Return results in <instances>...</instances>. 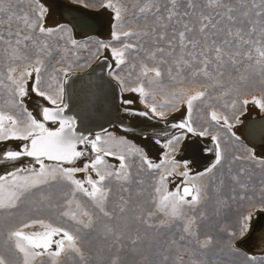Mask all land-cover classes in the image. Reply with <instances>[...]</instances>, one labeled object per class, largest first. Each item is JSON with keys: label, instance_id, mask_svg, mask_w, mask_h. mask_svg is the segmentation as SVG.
<instances>
[{"label": "snow or ice", "instance_id": "snow-or-ice-1", "mask_svg": "<svg viewBox=\"0 0 264 264\" xmlns=\"http://www.w3.org/2000/svg\"><path fill=\"white\" fill-rule=\"evenodd\" d=\"M104 7L114 11L117 22L112 39L122 41V38H134L137 41L122 42L119 48L112 47L111 42L100 43V48H111L117 66L128 64L133 70L139 67L136 86L127 90L155 101L152 89L162 87L165 78L169 82L168 86H178L169 92L170 99L165 103L148 104V111L135 115L163 120L165 111L162 109L178 111V106L171 101L179 100L186 105L187 116L170 127L205 136L209 134L207 128L197 131L193 127L192 110L195 102L211 108L208 103L211 99L240 93L243 88L255 89L257 86L261 95H252L251 99H244L242 104H253L264 110V0H135L131 8L120 4L119 0L116 3L107 0ZM130 11L133 20L142 21V24L136 25V31L124 28L125 23H131L124 19ZM48 14L49 9L41 0H0V58L6 62V72L0 73V76H6L10 82L5 84L0 79V86L8 93L5 105L15 110L0 107V144L22 142L17 147L6 146L0 150V163L13 164L11 171L0 175V211L17 208L20 201L35 189L63 182L69 191L65 194L67 198L64 205L60 206L66 210L60 212L59 217L65 218L66 223L71 222L69 226L54 225L42 219L31 220L9 231L7 241L10 248L19 254L22 264H34L37 258L44 256L49 258L50 264H63L61 258L88 264L82 233L96 230L98 224H102L105 239L111 238L112 245L118 246V250L124 249L125 238L131 239L134 246L140 244L142 237L139 234L135 238L127 237L119 224L112 223L125 220L124 214L129 204L121 195V203L110 207L113 184L124 192L129 191L125 184L133 181L131 169L136 163L135 158L139 159L141 171L145 168L160 170L162 164L165 167L172 165L174 170L178 163L168 157L176 150L181 137L169 139L163 145L170 149L164 153V161L154 163L143 149L130 145L124 138H116L112 134L107 138L97 135L94 139L77 135L74 119L61 117L63 108L57 104L61 98L59 92L54 96L41 88V70L45 59L51 58L55 50L48 38L56 34L59 39H64L60 34L65 31L63 26H45ZM13 25L16 27L13 28ZM71 43L76 45L77 41L71 40ZM21 66L22 70L18 72ZM28 79L34 82L32 92L57 105L55 108L40 109L37 113L40 119L25 106L24 98L29 96ZM185 85L188 87L185 88ZM192 86L199 90L193 92ZM209 89L219 91L220 96L213 97ZM235 106L236 102L233 101L232 107ZM209 115L216 124L223 121L225 127L232 128L229 117L219 114L214 108ZM47 122H58L59 127L52 129L47 126ZM212 139L216 149L210 166L197 177L189 176L187 171L181 172L180 175L187 177V181L182 189L177 187L174 192L166 190V176L160 174L154 188L156 196L151 200L153 210L147 213V217L143 214L134 217L147 229L177 225V230L182 233L178 240L171 241L175 250L168 249L172 254L163 255L162 264H209L207 254L215 246V240L210 235L201 239L197 218L187 216V211H194L208 198L205 184L194 181L203 177H209L210 182L215 179L218 181L216 191L230 182L231 191L240 200L256 199L247 195L254 190L251 168L242 166L234 170L232 165L236 161L248 160L264 170V159L253 154L247 157L229 156L221 147L219 137L213 136ZM79 144L90 145L91 151L95 153L82 167L75 165L88 153L78 150ZM113 145L122 146L121 153L116 157L120 161L116 168L105 159L116 156L112 151ZM184 167H188V162L184 163ZM77 173H85V178L77 179ZM171 174L168 171V175ZM137 182L143 184L142 180ZM259 191L261 210L264 211V180ZM78 194L87 199L91 210L77 198ZM237 196L231 199L235 200ZM72 205H75V210ZM251 206L254 208L255 204ZM251 216V212L241 216L239 236L247 231ZM153 218H157L155 223L150 222ZM36 226L42 230L25 231ZM229 237L234 242L237 232H230ZM193 241L196 247H192ZM229 246L233 251H238L234 244ZM132 251H136V248ZM0 264H10V261L0 255ZM111 264H120V256L114 255Z\"/></svg>", "mask_w": 264, "mask_h": 264}, {"label": "rangeland", "instance_id": "rangeland-1", "mask_svg": "<svg viewBox=\"0 0 264 264\" xmlns=\"http://www.w3.org/2000/svg\"><path fill=\"white\" fill-rule=\"evenodd\" d=\"M71 1L76 4H83L87 7L94 8L98 11H104L105 9H108L109 12L112 13V21H109V25L112 27H109L113 32L117 30V22L115 20L113 10L104 7L107 0ZM116 2L117 0H113V3ZM134 2L135 0H119L120 4H123L128 8H131ZM132 17L133 13L130 11L124 18L125 21H131V23L124 24L125 30L132 29L136 31L138 30L136 28V25L138 23L142 24V21L133 20ZM60 26H63V28L65 29V31L60 34L64 37V39H59V36L56 34H53V36L48 38L49 42L53 45L55 50L51 58L45 59L44 67L41 70V88L42 90L53 94L54 96L57 92L60 93L65 82L69 79L68 75L70 73L72 75L77 72H85L88 68L92 67V65H94L99 58L105 57L107 55V53L105 52L110 48H100L101 42H111V45L113 47H120L122 42H137L134 38H122V41H115L112 39V36L110 37V40H108L107 37H103L101 36V34H98V36L91 35L89 37L86 36L75 38V35L73 34L69 26L65 24H59L55 26V28H59ZM15 27L16 25H13V28ZM97 37H100V39L102 40ZM71 40L77 41V44L73 45L71 43ZM65 49H67V51H65ZM112 62L115 63V67L111 72L114 74L113 78L120 83L121 89L124 88L122 89L123 94L130 92L127 90V88L136 86V78L139 73V67L133 70L128 66V64L117 66V63L115 61ZM21 70L22 66L21 68H18L17 71L19 72ZM4 72H6V62L2 58H0V73ZM129 73L131 74L129 75ZM0 79H3L5 84L10 83L9 81H7L6 76H0ZM121 81H123V83H121ZM168 84L169 82L167 78H165L162 87L152 89L155 94V101H153L151 97L147 99L142 97L143 105L147 106L151 103H157L159 105L169 100V92L174 90V88L178 86H168ZM32 86H34V82L31 87ZM145 87L146 89L148 88L146 79ZM184 87L187 88L188 86L185 85ZM197 90L199 89L196 86H192L193 92ZM209 91L212 92L213 97L220 96L219 91H213L212 89H209ZM60 94V97H62V91ZM252 95H261L259 86H257L255 89L243 88L241 89L240 93L234 92L228 96H221L219 99H211L208 101V103L211 105V108L204 107L200 102H195L192 110L193 127L197 131H201L207 128L209 132L207 136H209L211 139L213 136L219 137L221 147L227 151L229 156L237 155L241 157H247L250 154V150L248 149V147H246L241 141H238V136L230 129L225 127L223 124H216L214 121H212L210 119L209 112L214 108L219 114L228 116L229 123L234 124V122L237 120L236 117H238L239 119L243 114L248 112V107L243 105L242 101L246 98L250 99ZM7 99V91L2 86H0V107H4L5 110H10L5 105V101ZM233 101L236 102L235 108L232 107ZM181 102L182 101L179 100L171 101V103H174L177 106H180ZM25 106L29 111H31V108L28 105L26 99ZM162 110L165 111V116H169L173 112H175V109L171 108ZM113 136L115 137V134ZM118 136H120V134L116 135L117 138ZM85 137L90 138V135H85ZM107 137L104 136V138ZM119 138H124L126 141L128 139L125 134L124 137L123 134H121ZM129 141L128 143L130 145H134L133 143L131 144V140ZM81 145H84L85 149L87 146V150H91V146H85V144H79L78 148H80ZM4 146L6 147V145ZM135 146L143 149L140 146ZM85 149L82 148L81 150L86 151ZM121 150L122 146L113 145L112 151L116 153V156H109L110 159L108 157L106 158V161L110 165H112L113 168L118 167L120 164V161L116 159V157L121 153ZM263 154L262 156H256L253 153V155L259 159H264ZM159 155L160 152L156 154L155 158L157 161L155 163H162ZM87 157L88 155L85 156V158ZM114 159H116L117 161L115 164L113 162H110V160L114 161ZM129 159L131 160L133 158L129 157ZM135 159L136 163L131 169L133 173V181L131 184H125V187H127L129 191L124 192L118 185L113 184V194L110 198V207H115L117 204L121 203L119 200V197L121 195L129 201L127 211L124 214L125 220L114 221L112 223L119 224L125 231L127 237L135 238L136 235L139 234L142 237V240L138 246H134L131 243V239L125 238L123 240L124 249L118 250V246L112 245L111 238L105 239L102 234V224H98L96 230L86 231L82 233L85 238L84 249L88 264H111V259L114 255L120 256V264H162L163 255L172 254L168 251V249H172L173 252L175 250V245H172L171 241L173 239L178 240L180 235L182 234L177 230V225H173L172 228L147 229L146 226L134 220V217L136 215L143 214L145 217H147V213L153 210L154 205L151 203V200L154 196H156L154 188L160 174L163 173L164 175H166V180L169 179L170 175H168V168H166L162 164V170H149L145 168L141 171L139 170V159ZM211 163L212 162L204 165L203 168L198 167L194 170L191 169V173H194L192 174V176H189L197 177L198 174L200 172H203L206 167L210 166ZM242 166L250 167L253 173L251 185L253 186L254 190L247 193L248 196H253L256 198L253 201H249L247 199L240 200L237 194L231 191L229 187L230 182H226L225 186L220 191H216L218 181H216L215 179L211 180L210 182L209 177H203L199 180L194 181L196 183H200L202 181L205 184V186L208 188V198L194 211H187V216L189 218H191L192 216H195L197 218V224L199 226L201 239H203L207 235H210L215 240V246L211 250H209L207 254L209 264H264V255H247L241 251H233L232 247L229 246L230 244H234V247L236 249L235 242L237 241L239 236L238 230L241 216L248 211L261 209V204L259 201V196L261 194L259 188L261 186V181L264 180V170L258 167L255 163L248 160L236 161L232 165L234 170ZM173 177H175L174 180H176L177 178L176 185L180 183L184 186L185 182L187 181L186 178L184 181H180L178 177ZM93 178H96L94 173ZM140 180L143 181V184L137 182ZM166 190L172 192L175 191L170 190L169 185L168 187H166ZM68 191V187L63 182L45 185L28 193L20 201L17 208L0 211V255H4L10 261V264H22L19 254L10 248L9 242L7 241V234L9 231L21 226L24 222L42 219L45 222H50L54 225L68 227L71 222L66 223L65 218L59 217V213L66 210L64 207L60 206L64 205L67 198L65 194ZM232 196H237V198L233 200L231 199ZM77 198L80 199L81 202L89 208V210H91V207L88 204L86 198H84L80 194L77 195ZM253 203L255 204L254 208L251 206ZM72 209L75 210V205H72ZM157 216H159V214H157ZM156 219L157 218H153L150 222L155 223ZM33 229H35L36 231H41V228L37 230L34 227ZM232 231L237 232V238L234 242L231 241V238L229 237V233ZM192 247H196L194 241ZM133 248H136V251H132ZM187 258V255H185V259ZM61 259L63 261V264H79V261H68L64 260L63 258ZM34 264H50V260L47 256H44L37 258ZM163 264H169V262H163Z\"/></svg>", "mask_w": 264, "mask_h": 264}, {"label": "bare ground", "instance_id": "bare-ground-1", "mask_svg": "<svg viewBox=\"0 0 264 264\" xmlns=\"http://www.w3.org/2000/svg\"><path fill=\"white\" fill-rule=\"evenodd\" d=\"M41 2L49 9V14L45 18V26L55 28V26L59 24H65L71 28L75 38L89 37L91 35L98 36V34H101V36L107 37L108 40H110L113 33L110 28L112 26L109 25V21H112V13L109 12L108 9L98 11L83 4H76L71 0H41ZM76 12H80L82 16L87 17L88 22H82V20L74 19L73 14ZM97 38L100 39V37ZM105 53H107L105 57L99 58L96 63L92 65V67L86 70H89L90 72H80L82 74L84 73L83 76L73 78L72 76L76 73L72 75L70 73L68 75L69 79L62 87V97L60 98L62 100H57V104L63 108L61 117L74 119L75 133L80 136L90 135L89 139H94L97 135L104 138V136L107 137L109 134H115V137L117 134H120V136L123 134L124 137L125 134L128 138L127 141L131 140V144L133 143L134 145L142 147L145 154L154 163L157 161L155 157L158 152H160V160L164 161V153L170 151V149L163 147V145L169 139H172L173 136H180L181 139L176 147V150L171 152L168 157L169 160L175 159L178 166L175 167L174 170L172 169V165L166 166L168 171L172 172L169 179L166 180V187L169 185L170 190H176V188L180 186L183 188L184 186L180 183L176 185L177 178L174 180L175 177L173 176L178 177L180 181H184L185 178L187 180V177L180 175L181 172L187 171L188 174L192 176L194 172L191 173V169L194 170L198 167L203 168L204 165L212 162L215 158L216 143L207 135L199 136L194 133L187 132L186 129H176L170 127L171 124L178 123L186 118L187 109L183 102H181L180 106H178L179 110H175V112L171 114L173 116H165V119L163 120L160 118H148L135 115L134 113L137 112L148 111V108L143 105V100L139 93L130 91L123 94L122 89L124 88L121 89L120 83L113 78L114 74L111 73L115 67V63L112 61L116 62L115 57H113L111 53V48L107 49ZM107 76L112 77L113 80H107ZM32 84L33 80L29 79V96L25 99L28 102L33 115H37L39 110L43 107L55 108L57 106L52 105L48 100L38 97L34 92H32ZM116 84L121 90V94L118 96L116 95L117 97L114 92V86H117ZM70 85L71 88L68 89ZM60 93L59 95H61ZM126 101H132V103H126ZM245 106L248 107V112L236 120L234 124H232V128L230 130L238 136V141H241L246 147H248L250 154L254 153L256 156H262L264 153V135L261 136L262 133L259 134V141L261 144L256 145L254 143L250 145L242 138L243 136L247 137V127L250 122H247V126L245 128L240 127V125L242 124L244 118L261 114L264 110L253 104ZM151 115L152 114H150V116ZM37 118L40 119L41 117L37 115ZM103 123H107V125L105 124L103 129H97V127L103 126ZM220 124L222 125L223 121H221ZM47 126L55 129L59 127V123L57 122L53 124L52 122H47ZM164 132H167L168 134L161 135V133ZM120 136H118V138ZM157 140L160 141L159 144L156 143ZM20 143L22 142L13 141L7 142L6 144H0V150L5 147L4 145L7 147H17ZM82 148L85 149L84 145H81L78 150H81ZM85 150L88 153V157H82L79 161H77L75 166L82 167L84 163L94 157L95 153L91 150H87V146ZM108 158L110 159L109 156ZM116 159H114V161L110 160V162L115 164L117 162ZM185 162H188L187 168L184 167ZM46 163L51 164L52 162L46 161ZM17 166H19V164H17ZM12 168L13 164L11 162L0 163V175L7 171H11ZM85 175V173H77L76 178L84 179ZM249 212H251L252 216L251 220L248 222L247 231L243 236H238L235 246L238 251L247 255L261 256L264 255V237H262L261 233L264 229V221L261 224H257V232L260 231L259 235H253L242 243V240L249 233H251L255 227L257 214L258 212H262V210L256 209L248 211L247 213ZM35 228L37 230L40 229V227ZM25 231L32 232L36 230L31 228L25 229Z\"/></svg>", "mask_w": 264, "mask_h": 264}, {"label": "water", "instance_id": "water-1", "mask_svg": "<svg viewBox=\"0 0 264 264\" xmlns=\"http://www.w3.org/2000/svg\"><path fill=\"white\" fill-rule=\"evenodd\" d=\"M75 12V11H74ZM73 18L76 19V20H82V22H88V18L87 17H84L81 15L80 12H76L75 14H73ZM91 22H94V21H91ZM86 72H90L89 70L86 71ZM85 72V73H86ZM84 74V73H83ZM82 73H76L73 77H77V76H83ZM107 80H113L112 77L110 76H107ZM116 83V82H115ZM117 85V84H116ZM71 88V85L68 87V89ZM114 92H115V96L117 95H120L121 94V90L120 88L117 86H114ZM116 96V97H117ZM247 122H250L249 126L247 127V137H244L243 135V139L246 141V143L248 144H261V142L259 141V134L262 133L261 136L264 135V112L261 113V114H258V115H255V116H250V117H246L244 118L242 124L240 125V127H243L245 128L247 126ZM114 123V122H112ZM107 125V123H103L102 125L103 126H100V127H97V129H103L104 128V125ZM249 139V140H248ZM255 146V145H254ZM253 146V147H254ZM256 223H255V227L253 228V230L251 231V233H249L243 240H242V243H244L247 239H249L250 237H252L253 235H259V232L258 231V225L257 224H261L263 221H264V211L262 212H258L257 214V218H256ZM264 223V222H263ZM262 233V237H264V229L263 231L261 232ZM261 252V251H260Z\"/></svg>", "mask_w": 264, "mask_h": 264}]
</instances>
